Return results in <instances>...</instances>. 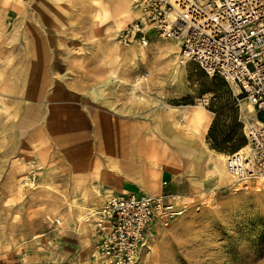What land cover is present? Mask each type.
I'll return each instance as SVG.
<instances>
[{
	"label": "rangeland",
	"instance_id": "1",
	"mask_svg": "<svg viewBox=\"0 0 264 264\" xmlns=\"http://www.w3.org/2000/svg\"><path fill=\"white\" fill-rule=\"evenodd\" d=\"M132 2L0 0V264H102L93 249L98 200L115 195V183L195 194L170 223L150 225L135 264H264V186L220 179L209 128L192 137L182 127L186 105L214 116L210 107L230 95L243 130L251 103L186 60L176 39L120 43L137 15ZM35 42L49 85L71 90L72 128L39 121L38 98L21 95L36 76Z\"/></svg>",
	"mask_w": 264,
	"mask_h": 264
},
{
	"label": "built area",
	"instance_id": "2",
	"mask_svg": "<svg viewBox=\"0 0 264 264\" xmlns=\"http://www.w3.org/2000/svg\"><path fill=\"white\" fill-rule=\"evenodd\" d=\"M137 15L118 32L123 45H147L153 38L176 39L183 57L238 88L235 98L258 116L244 124L249 151L227 155L235 181L264 186V0H133ZM33 172V171H32ZM31 172V173H32ZM28 175V179L35 174ZM190 197L129 191L113 195L97 210L102 264H135L157 222L168 224ZM180 199V201H179Z\"/></svg>",
	"mask_w": 264,
	"mask_h": 264
},
{
	"label": "crops",
	"instance_id": "3",
	"mask_svg": "<svg viewBox=\"0 0 264 264\" xmlns=\"http://www.w3.org/2000/svg\"><path fill=\"white\" fill-rule=\"evenodd\" d=\"M38 43H32L31 47H34V53H32L34 58H32V64L35 65V67H31L33 71L36 72V76L33 79V87L31 91H28L26 93H22L21 95H35L38 100V105H40V111L42 114H39L38 117L40 118L39 121L41 120H46L49 122V120H54L55 122H61V125H66L70 126L71 128L74 126V121L73 120V106L71 104V99H72V93L71 90L68 89L63 83H61V86H50V79H49V66H48V61L46 58V55L42 54L43 51L39 50V48H42V44L40 46H37ZM1 65V64H0ZM1 75V73H0ZM27 75V73H26ZM35 84L37 86H35ZM46 84V85H45ZM12 88H18L17 86H14L12 83L10 85V89ZM18 91H23L18 89ZM20 95V92H17ZM29 99V98H28ZM28 99L26 101H28ZM71 108V109H70ZM64 110V111H63ZM26 118L25 121H29L34 117L33 113H30V108L27 109L26 111ZM209 114L212 116V113L209 112ZM62 115V116H61ZM255 117H247L249 120H256L258 119V116L253 114ZM44 117V118H43ZM43 118V119H42ZM116 149L123 147L122 142L117 141L115 144ZM164 184V183H163ZM162 187L158 188L157 185H152L149 189L143 192V190L135 185L129 184H116L114 185L115 188H117L116 192L114 194H124V193H129V191H134V192H143V193H150V194H161L162 192H168V193H173L176 195H181V196H186V197H192L195 194L193 193H188V192H181L178 191L176 192L173 189H166V184L163 185ZM109 195H101L99 197V202L98 204L102 205L105 203V200L108 199ZM112 197V196H111ZM110 198V197H109ZM180 201V199H179ZM99 240V235L97 238V241L95 240V243L93 244V249L96 247L97 243ZM100 260V258H98ZM96 260L98 263L101 261ZM101 263V262H100Z\"/></svg>",
	"mask_w": 264,
	"mask_h": 264
},
{
	"label": "trees",
	"instance_id": "4",
	"mask_svg": "<svg viewBox=\"0 0 264 264\" xmlns=\"http://www.w3.org/2000/svg\"><path fill=\"white\" fill-rule=\"evenodd\" d=\"M216 96V95H215ZM235 99L230 95L224 102L214 103L210 107L215 112V117L208 130V139L210 146L219 151L229 153L238 151L247 143L246 134L244 128L242 130V124L238 123V115L235 111H238L235 106ZM232 111L230 116L232 121L226 123L231 117H224L223 112Z\"/></svg>",
	"mask_w": 264,
	"mask_h": 264
},
{
	"label": "bare ground",
	"instance_id": "5",
	"mask_svg": "<svg viewBox=\"0 0 264 264\" xmlns=\"http://www.w3.org/2000/svg\"><path fill=\"white\" fill-rule=\"evenodd\" d=\"M129 45L131 47L138 46V44H136V43L129 44ZM178 48L180 49L179 44H178ZM108 83H110V81L104 82L105 85H108ZM90 91L96 97H101V93L98 91L96 86H93V88H91ZM189 106L190 105H186L183 109H181V113L184 114V116L187 117V119H188V121L186 123L185 122L183 123L182 127H183L184 131H186V133H189L192 137L193 136L204 137L206 134V131L208 130V128L212 122V116L209 113H207L205 109L195 108V106H193V105H192V107H189ZM249 106H250V108H249L250 111H252L254 109L253 108L254 106L252 105V103L249 104ZM183 144L184 143L180 141L176 144V146L180 145V147H183L184 146ZM190 145L194 147V145H195L194 139L192 141H190L187 146H190ZM249 149H250L249 145L246 143L243 145V147H241L240 150H241V153L243 154V153L248 152ZM212 150H214V149H212ZM217 154H218V156L216 158L215 165H216L218 176L220 177V179H227V177H229L231 175L229 168H228V165H226L227 156H226V154H224L223 152H220V151H217ZM155 184H156V182H155Z\"/></svg>",
	"mask_w": 264,
	"mask_h": 264
}]
</instances>
